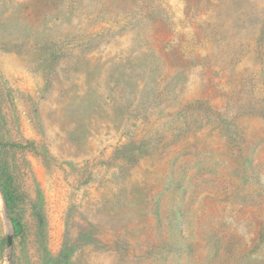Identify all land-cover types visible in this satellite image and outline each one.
Listing matches in <instances>:
<instances>
[{
  "label": "rangeland",
  "instance_id": "obj_1",
  "mask_svg": "<svg viewBox=\"0 0 264 264\" xmlns=\"http://www.w3.org/2000/svg\"><path fill=\"white\" fill-rule=\"evenodd\" d=\"M0 183V264H264V0H0Z\"/></svg>",
  "mask_w": 264,
  "mask_h": 264
},
{
  "label": "trees",
  "instance_id": "obj_2",
  "mask_svg": "<svg viewBox=\"0 0 264 264\" xmlns=\"http://www.w3.org/2000/svg\"><path fill=\"white\" fill-rule=\"evenodd\" d=\"M0 188L2 191L3 199L5 201V206L7 208L8 214L12 215V213H13V209H12L13 196H12V194L9 193L8 189H6V187L3 185V183H0ZM10 221H11V227L13 229V234L18 235L21 231L20 222L17 219L12 218V217H11Z\"/></svg>",
  "mask_w": 264,
  "mask_h": 264
},
{
  "label": "water",
  "instance_id": "obj_3",
  "mask_svg": "<svg viewBox=\"0 0 264 264\" xmlns=\"http://www.w3.org/2000/svg\"><path fill=\"white\" fill-rule=\"evenodd\" d=\"M6 243H7V245L10 247L11 245H12V237L9 235V236H7V238H6Z\"/></svg>",
  "mask_w": 264,
  "mask_h": 264
}]
</instances>
